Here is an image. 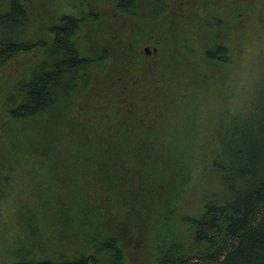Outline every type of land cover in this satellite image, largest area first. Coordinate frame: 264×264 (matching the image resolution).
<instances>
[{"label": "trees", "instance_id": "1", "mask_svg": "<svg viewBox=\"0 0 264 264\" xmlns=\"http://www.w3.org/2000/svg\"><path fill=\"white\" fill-rule=\"evenodd\" d=\"M31 1L0 0V205L12 183L1 172L6 165L41 181L54 173L55 180L41 188L55 190L42 195L36 189L40 196L21 200L16 213L49 211L56 220L63 218V226L47 231L40 226L39 237H30L27 229L18 244L9 245L5 264H125L117 225L132 216L143 217L138 223L134 219L135 230L143 225L157 239L153 264H264V133L220 132L225 119L252 120L264 128V113L223 106L214 131L194 122L203 108L192 109L200 104L190 91L197 85L181 77L185 70L192 77L187 62L193 63L180 52L190 35L182 28L172 30L170 43L171 33L144 37V43L153 39L159 53L149 63L143 55L123 52L120 58L119 50L94 81V66L110 53L106 42L97 53L80 45L78 29L97 19L88 2H73L72 9H61L41 24L34 20ZM138 1L115 3L133 15ZM144 1H155L153 13L167 3ZM225 2L221 13H205L212 0L190 1L185 10L187 19L198 21L193 32L200 38L190 48L198 63L196 82L213 74L224 80L235 55L234 29L249 11L255 16L247 3ZM258 10L264 23V7ZM31 56L32 61L18 64ZM116 70L133 78L131 86L113 79ZM136 75L143 76L136 80ZM88 108L92 116L84 114ZM206 115L205 122L211 111ZM56 167L65 169L55 174ZM194 198V209L176 218L188 224L186 244L170 220ZM159 223L168 233L157 236ZM67 238L73 244L65 253L58 246ZM41 240L54 244H32Z\"/></svg>", "mask_w": 264, "mask_h": 264}, {"label": "rangeland", "instance_id": "2", "mask_svg": "<svg viewBox=\"0 0 264 264\" xmlns=\"http://www.w3.org/2000/svg\"><path fill=\"white\" fill-rule=\"evenodd\" d=\"M84 1L88 2L86 8L90 6L94 10V15H97V19L88 20L78 29L77 37L80 45L84 48L83 50L97 53L100 52L101 44L106 42L109 46L108 53H110L105 58L104 62L98 63L94 66V81L97 80L99 71L104 72L111 67L113 55L119 56V50H121L120 58L122 57L123 52H125L127 56H130L131 54H133V56L143 55V60L149 63L153 55L155 53L159 55V53L156 47L157 44L153 43V39H148L152 42L144 43L146 41L144 37L148 34L151 35L152 32L157 33L160 37L166 33L169 35L171 33L168 42L170 43L172 39V30H175L177 33L179 28L190 33L189 39L187 40L188 47L180 49V52L182 55L187 56L188 61L193 62L192 65L187 62V66L192 70V77H200V75L194 70L198 63L196 62L197 60L195 56L192 55L193 51L190 49L200 38L196 37L193 32V28L195 29V24L198 21L194 18L192 20L187 19L188 16L185 12L188 4L190 5V1L194 3L198 2V0H167L166 6L156 13H153L155 1L145 2L144 0H139L136 3V12L133 15H129L127 12L118 9L115 3L116 0H32L30 10H34V20L44 24L50 17L58 14L61 9H72L73 2L80 3L82 6ZM212 1H215V3L210 4V2V5H205V7H208L205 13H221V7H225L226 5L225 0ZM233 1L240 2V5L243 7H245L247 3L246 7L248 10V6H250V9L254 8L255 16H252L253 14L249 11L240 25L234 29L233 35L235 40L233 41L232 46L235 55L230 63V68L228 69L227 66L225 67L226 73L224 74V77H226L224 80L216 74H213V76H210V79H207L205 82L204 79H200L196 82L189 76V74H187L188 71L186 70L181 75L182 78L187 79V83H190L189 85H197L195 88L190 89V91L193 93L195 90V99H198L200 104L194 105L192 109L195 108V106H202L203 110L200 114L203 115L198 117V120L194 122L205 126L207 131L210 130L209 128L214 131L215 127H218L217 125L219 122L216 121V114L221 112L220 109L223 106L229 107L232 111L236 108H241L243 111L252 109L264 113V23H260V20L257 17L258 9L261 6L264 7V0ZM204 8L202 6V16L204 15V10H206V8ZM88 16L92 15L88 14ZM234 17H237V15L234 14L233 18ZM198 27L199 24L197 25V28ZM197 28L196 30H198ZM208 30L209 28L207 27L201 29V31L204 32H207ZM116 33L118 34L113 38L108 37L109 35ZM179 33L181 34L182 32L179 31ZM120 35L123 36L122 39H120ZM140 40L142 41L140 42ZM162 42L163 41H161V43ZM129 46L133 52L125 49ZM145 46H147L148 50L145 49ZM153 46L155 49H152ZM196 49L199 59L201 60V47L196 46ZM135 50L138 52H134ZM113 52L115 54H112ZM116 52H118V54H116ZM32 59V56L24 59L22 58L18 64L30 60L32 61ZM103 63H105V65H103ZM130 63L132 64L133 61ZM114 74L116 76H114L113 79L118 80L117 77H121L124 85H129L130 81L133 80V78H130L127 73H117L116 70ZM132 76L134 77L135 74L132 73ZM142 76L143 75H136L135 79L138 80ZM143 110L145 116H151V111L144 109V106ZM208 111H211V118L205 122L206 119L204 116H207L206 113ZM84 114L86 116H92L93 108L85 109ZM235 128L238 129L237 132L243 130L253 133H264V128H258L254 121H247L245 119L236 122H229L225 119L223 125L220 126V132L230 131ZM12 166L14 167V165ZM19 168L20 167H18L17 170ZM81 168L82 167H77L74 169L78 170ZM55 169L57 170L55 174H61V170H64L65 167H56ZM69 169L71 168L68 167L67 170L69 171ZM17 170L14 172V169L12 171L10 168H7V165L1 170L2 173L7 174V178L9 176L12 183L5 188V190H7L6 194L8 195L7 198L4 197L2 199L0 205V225L2 226L0 227V264H5L8 260L7 258L10 256L8 250L9 245L18 244L19 239L26 236L28 231L30 237H39L38 231L41 230L40 226H45L44 229L46 231L49 227L63 226V218L62 221H58L56 220V215L49 211L27 213L22 217L18 216L16 213V206L21 204L20 201L22 200L24 203H29L31 196H35L36 189H40L41 191V187H44L47 183L53 182L56 176L52 173L41 181L40 179L38 180V178H31L33 176H27L24 170L21 172ZM54 190V187L47 188L46 190H42L41 194H49ZM37 196H40V193L35 197ZM197 203V199H191L187 206H181L176 213L174 212L173 218L171 216L170 227L172 228L173 221L175 230L182 234L183 242L186 244L191 240L188 224L181 219L176 220V218L179 217L180 212L182 211L193 210ZM107 213H110V210H108ZM142 218V216H132L117 225L118 231L121 234L119 232L116 234L117 237H119L124 251L125 264L154 263V245L157 239L155 238V240L149 230L143 228V225H140V228L135 230L136 221H134V219H137L138 223ZM161 224L162 223H159L157 236L160 232L168 233L166 228H161ZM67 240H69L67 244L61 242L60 246H58V248L62 249L65 253L71 251L69 245L73 244L71 239L67 238ZM32 244H44L45 248H48V244L54 243L47 240H41Z\"/></svg>", "mask_w": 264, "mask_h": 264}, {"label": "water", "instance_id": "3", "mask_svg": "<svg viewBox=\"0 0 264 264\" xmlns=\"http://www.w3.org/2000/svg\"><path fill=\"white\" fill-rule=\"evenodd\" d=\"M153 48H155V47H153ZM145 49L147 50V46H145Z\"/></svg>", "mask_w": 264, "mask_h": 264}, {"label": "flooded vegetation", "instance_id": "4", "mask_svg": "<svg viewBox=\"0 0 264 264\" xmlns=\"http://www.w3.org/2000/svg\"><path fill=\"white\" fill-rule=\"evenodd\" d=\"M154 47V46H153ZM152 49H155V48H152ZM148 50V49H147Z\"/></svg>", "mask_w": 264, "mask_h": 264}]
</instances>
